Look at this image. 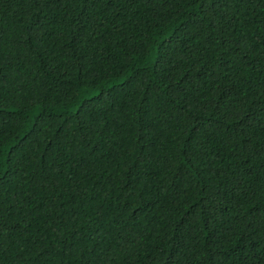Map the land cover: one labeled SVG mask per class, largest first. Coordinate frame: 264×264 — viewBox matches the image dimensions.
<instances>
[{
	"label": "trees",
	"instance_id": "trees-1",
	"mask_svg": "<svg viewBox=\"0 0 264 264\" xmlns=\"http://www.w3.org/2000/svg\"><path fill=\"white\" fill-rule=\"evenodd\" d=\"M0 264H264V0H0Z\"/></svg>",
	"mask_w": 264,
	"mask_h": 264
}]
</instances>
